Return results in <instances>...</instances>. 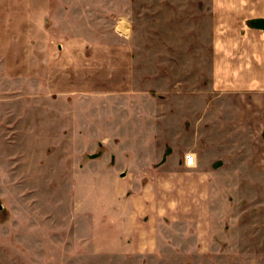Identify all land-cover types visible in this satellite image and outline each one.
<instances>
[{
  "label": "rangeland",
  "instance_id": "obj_1",
  "mask_svg": "<svg viewBox=\"0 0 264 264\" xmlns=\"http://www.w3.org/2000/svg\"><path fill=\"white\" fill-rule=\"evenodd\" d=\"M109 1L107 18L91 4L88 24L106 30L99 34L68 21L85 6L73 0H0V264H264L259 121L250 123L251 162L228 163L224 149L217 157L207 147L190 168L182 156L193 149L166 146L162 155L129 140L131 123L119 125L135 102L148 110L163 97L175 108L180 92L201 85L205 110L244 124L248 99L213 93L205 77L150 80L154 54L165 53L153 47L166 46L175 65L189 59L192 72L199 59L208 74L207 18L190 0L183 13L178 0ZM168 89L167 99L158 93ZM155 157L160 171L139 178L142 161ZM219 167L231 175L221 173L220 195L211 175Z\"/></svg>",
  "mask_w": 264,
  "mask_h": 264
},
{
  "label": "crops",
  "instance_id": "obj_2",
  "mask_svg": "<svg viewBox=\"0 0 264 264\" xmlns=\"http://www.w3.org/2000/svg\"><path fill=\"white\" fill-rule=\"evenodd\" d=\"M77 1V2H76ZM73 0V4H84L83 9H74L71 13H66V18L72 23L80 22L85 24L84 27L88 29H97L91 27L89 20L96 17L91 15L94 8L91 4L99 6L103 11L108 13L109 0ZM105 1V2H103ZM176 2L177 0H170ZM188 0H178L179 10L181 13L189 10L186 3ZM196 3L195 10L197 14L207 18V65L208 74H203V71L198 70L202 67L203 62L199 63L196 59L197 70L189 71V59L181 61L179 65H175V61L171 60V54L167 53L166 46L163 48L153 47V52L164 51L163 54H154L151 67L155 71L150 73L152 77L150 80L155 84L158 83H187L188 79H193L196 83H203V78H206L209 89L216 94H241L243 98L248 99L244 102V124L236 125L232 119L227 120V125L223 123L224 117H221L219 111H212L209 106L205 110L203 104V85L201 89L197 86L195 92H180V103L178 107L167 105L168 96L171 95L170 89L168 91L158 90L160 95H167V100L159 97H154V106L152 108L144 109L136 102L131 111L127 114H119L121 119L119 125L131 123L132 127L126 128L130 130L131 136L129 140H137L143 144H147L153 148H162V155L166 146H182L192 150L197 157L200 153L206 155V148L212 147L216 149V156L221 155V149H224L223 159L228 163L238 164L251 162L250 144L252 143V131L250 123L252 121H259V134L257 142L259 150L257 155L258 161L264 163V27L251 26L249 21L254 19L264 20V0H190ZM37 2V1H36ZM111 3V2H110ZM86 7V8H85ZM89 9V13L86 9ZM201 16V17H202ZM115 17V16H114ZM40 18L42 20L43 13ZM98 18H102L98 16ZM117 18H123L122 16ZM203 18V17H202ZM83 19V20H82ZM120 20V19H119ZM118 22L120 23V21ZM102 23V20H99ZM70 22L66 23L65 29H74L76 24L72 26ZM87 24V26H86ZM78 28V26H77ZM91 30V31H92ZM104 28H98L96 32L106 33ZM199 34V32L197 31ZM157 46V45H153ZM199 43L196 44L197 51L201 48ZM179 49L184 52L188 50L186 44H181ZM152 50V49H151ZM160 56L162 58H156ZM200 55H198L199 57ZM204 56V55H203ZM202 57V56H201ZM174 67V69H173ZM152 72V71H151ZM191 72V74H189ZM124 76V74H122ZM124 79H120L123 81ZM136 91H123L121 98L127 97L130 93L135 99L139 100V93ZM255 107H252V101ZM230 110V109H228ZM229 117L236 114L232 108L228 112ZM112 114H107V116ZM210 116L212 117L211 119ZM263 118V121H262ZM230 119V118H229ZM211 123V128L206 126ZM104 122H108L104 120ZM221 123L224 126H221ZM118 125V124H117ZM237 128L240 133L237 134ZM116 129H119L116 127ZM209 132V133H208ZM242 133V134H241ZM261 135H263L261 137ZM160 155L159 159L162 157ZM194 156V159H195ZM227 156V157H226ZM143 158V157H142ZM209 159V157H207ZM214 158V157H213ZM158 158L149 161H142L146 166L137 168V175L139 178L143 175H150L154 177L158 170L151 163ZM172 159V160H171ZM176 162V159L168 156L166 161ZM233 163V164H234ZM177 165V164H176ZM184 166V165H182ZM185 167V166H184ZM148 168V169H147ZM224 168H212L211 175L213 180H217L214 184L217 189L215 192L220 195V178H230L229 172H225ZM235 170V169H234ZM162 172V171H161ZM167 175V174H166ZM169 177V176H168ZM139 194L145 195V190H139ZM223 194V193H222Z\"/></svg>",
  "mask_w": 264,
  "mask_h": 264
},
{
  "label": "built area",
  "instance_id": "obj_3",
  "mask_svg": "<svg viewBox=\"0 0 264 264\" xmlns=\"http://www.w3.org/2000/svg\"><path fill=\"white\" fill-rule=\"evenodd\" d=\"M183 165L187 168L194 166V155L191 152H186L182 156Z\"/></svg>",
  "mask_w": 264,
  "mask_h": 264
}]
</instances>
